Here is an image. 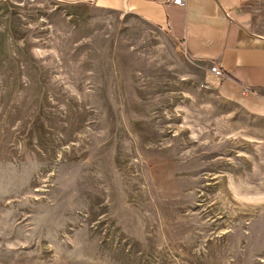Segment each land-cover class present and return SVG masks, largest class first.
Returning a JSON list of instances; mask_svg holds the SVG:
<instances>
[{
    "label": "rangeland",
    "instance_id": "1",
    "mask_svg": "<svg viewBox=\"0 0 264 264\" xmlns=\"http://www.w3.org/2000/svg\"><path fill=\"white\" fill-rule=\"evenodd\" d=\"M124 11L0 0V264H264V116Z\"/></svg>",
    "mask_w": 264,
    "mask_h": 264
},
{
    "label": "crops",
    "instance_id": "2",
    "mask_svg": "<svg viewBox=\"0 0 264 264\" xmlns=\"http://www.w3.org/2000/svg\"><path fill=\"white\" fill-rule=\"evenodd\" d=\"M60 1L124 11L167 30L192 58L220 66L218 89L225 99L264 116V0Z\"/></svg>",
    "mask_w": 264,
    "mask_h": 264
},
{
    "label": "built area",
    "instance_id": "3",
    "mask_svg": "<svg viewBox=\"0 0 264 264\" xmlns=\"http://www.w3.org/2000/svg\"><path fill=\"white\" fill-rule=\"evenodd\" d=\"M163 3H171V4H175V5H184L185 4V0H159ZM212 71L217 74L218 76L222 75V71L219 67L217 66H212ZM248 91L247 88L243 87V92Z\"/></svg>",
    "mask_w": 264,
    "mask_h": 264
},
{
    "label": "bare ground",
    "instance_id": "4",
    "mask_svg": "<svg viewBox=\"0 0 264 264\" xmlns=\"http://www.w3.org/2000/svg\"><path fill=\"white\" fill-rule=\"evenodd\" d=\"M213 66V65H212ZM214 66H217V67H219L220 68V66L219 65H217V64H214ZM221 69V68H220ZM221 71H222V69H221ZM222 74H223V72H222Z\"/></svg>",
    "mask_w": 264,
    "mask_h": 264
}]
</instances>
